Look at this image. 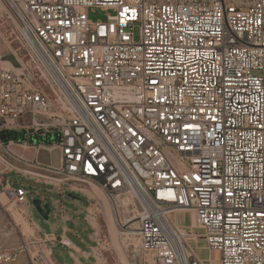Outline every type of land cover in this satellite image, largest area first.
I'll use <instances>...</instances> for the list:
<instances>
[{
	"label": "built area",
	"instance_id": "2783aa9c",
	"mask_svg": "<svg viewBox=\"0 0 264 264\" xmlns=\"http://www.w3.org/2000/svg\"><path fill=\"white\" fill-rule=\"evenodd\" d=\"M93 8L115 14L93 22ZM10 173L103 193L145 264H264V0H0V196L34 224ZM187 211L190 230L174 220ZM40 237L0 264L73 248Z\"/></svg>",
	"mask_w": 264,
	"mask_h": 264
},
{
	"label": "rangeland",
	"instance_id": "374dc122",
	"mask_svg": "<svg viewBox=\"0 0 264 264\" xmlns=\"http://www.w3.org/2000/svg\"><path fill=\"white\" fill-rule=\"evenodd\" d=\"M89 18L93 22H105L107 15H114L113 10L90 9ZM135 39L138 40L140 36V29L135 28ZM4 51V50H3ZM5 59L10 61L13 65H17L16 59L7 54L5 51ZM45 142V141H44ZM37 144V143H36ZM27 157H31L32 153H27ZM38 162L46 166H58L60 158L58 152H49L42 150L37 155ZM5 180L13 187L18 188L22 184L29 192L28 202L26 206L27 213H29L39 229L41 235L54 233L59 239L62 236L63 227L67 226L71 231L67 233L68 239L82 250H89L91 244L92 250L89 253L96 256L97 259L91 257L89 264H145L144 255L140 251L138 240L135 237L126 238L117 223L116 215L112 204L106 199L105 195L96 189L94 191L98 195L95 201H88L87 198L80 194L67 193L64 198L55 188L48 185L36 183L28 177L23 178L16 173H10ZM91 190V187H87ZM2 185L0 184V190ZM100 193V195H99ZM46 198L43 202L49 204L52 208L49 220L46 221L37 209L34 208L33 201L41 198ZM7 200V198H6ZM98 203L99 208H93L92 213L95 219L92 221V229L85 220L86 210L92 205ZM106 205L112 208L114 216V230L109 227V219L107 215ZM21 207L10 201L9 199L4 203L0 197V249L10 251H17L25 242L41 240V237L34 228V224L29 221L26 214L21 212ZM26 211V210H25ZM192 212H178L174 215V220L179 227L190 230L193 226ZM71 218V221L66 222L65 218ZM90 235L94 242H90ZM101 240V241H100ZM100 241V245H97ZM116 244V245H115ZM197 251L203 260H218L220 254L212 252L208 249L204 240H200L197 244ZM37 250L32 249V253ZM137 252V253H136ZM136 253V254H135ZM53 255L58 264H70L69 249L65 248L59 242L53 248ZM148 264V263H147Z\"/></svg>",
	"mask_w": 264,
	"mask_h": 264
},
{
	"label": "crops",
	"instance_id": "0c3cea01",
	"mask_svg": "<svg viewBox=\"0 0 264 264\" xmlns=\"http://www.w3.org/2000/svg\"><path fill=\"white\" fill-rule=\"evenodd\" d=\"M58 152V151H57ZM58 154H59V152H58ZM59 158H60V154H59ZM85 220H86V222L88 223V225L92 228V229H94V227H92V221H91V223L90 222H88L87 221V219H86V217H85ZM65 221L66 222H69V221H71V218H69V217H66L65 218ZM35 226H36V228H37V231L39 232L40 231V229H39V227L36 225V224H34ZM71 230L67 227V226H64L63 227V232H62V236L61 237H67V233L68 232H70ZM41 236V235H40ZM68 238V237H67ZM90 242H94V239H93V237H91V235H90ZM72 246H73V248L72 249H70L69 250V253H70V261H71V263L70 264H89L88 262L90 261V258L91 257H93L94 258V255H92V253H89L88 251L89 250H92L93 248L91 247V244H90V246H89V250H82L80 247H78V246H76V245H74L73 243H72ZM91 264H93V263H91ZM95 264V263H94Z\"/></svg>",
	"mask_w": 264,
	"mask_h": 264
},
{
	"label": "water",
	"instance_id": "95a60500",
	"mask_svg": "<svg viewBox=\"0 0 264 264\" xmlns=\"http://www.w3.org/2000/svg\"><path fill=\"white\" fill-rule=\"evenodd\" d=\"M34 208L40 213V215L46 220H49L51 213V206L49 204H45L43 207V201L41 199H37L33 201Z\"/></svg>",
	"mask_w": 264,
	"mask_h": 264
},
{
	"label": "bare ground",
	"instance_id": "6f19581e",
	"mask_svg": "<svg viewBox=\"0 0 264 264\" xmlns=\"http://www.w3.org/2000/svg\"><path fill=\"white\" fill-rule=\"evenodd\" d=\"M99 195H100V193H99ZM97 196H98V195H97ZM0 197H1V200H2L4 203L8 200V199L6 200V197L3 196V195L0 196ZM111 208H112V207H111L110 205H106L107 215H108V219H109V227H110L111 230L113 231V230H114V223H115V222H114V219H115V218H114V216H113V214H112V210H111ZM21 212H22L23 214L26 213V211H25L24 208L21 209ZM191 214H192V213H191ZM132 226H133V229H136V226H137V225H136V223H133ZM34 228L37 229L35 225H34ZM115 245H116V244H115ZM136 253H137V252H136ZM136 253H135V254H136Z\"/></svg>",
	"mask_w": 264,
	"mask_h": 264
}]
</instances>
